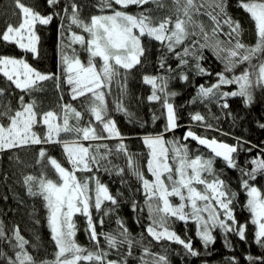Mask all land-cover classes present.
<instances>
[{"label":"snow or ice","instance_id":"6c2138e0","mask_svg":"<svg viewBox=\"0 0 264 264\" xmlns=\"http://www.w3.org/2000/svg\"><path fill=\"white\" fill-rule=\"evenodd\" d=\"M12 2L13 15L19 16V22L6 23L0 32V42L15 45L21 56L0 54V76L10 82L9 89L14 86L21 95L13 108L11 100L5 101L8 89L0 87V153L41 146L36 164L44 165L46 160L56 179L50 178L47 167L42 166L39 175H24L23 184L30 197L44 202L55 252L52 259L37 260L18 226L8 235L0 220V243H6L12 250L9 256L0 249L3 264H128L137 248L139 264H170L168 249L161 242L180 245L192 257L201 254L191 237L181 238L173 227L177 221L187 227L190 220L195 223V236L205 250L215 243L217 230L224 235L225 247H231L229 234L248 242L249 225L253 226L252 242L264 249V192L255 186L257 176H264V149L246 161L251 165L249 169L238 164L236 156L239 150L250 153L256 146L245 148L250 142L240 138L230 145L216 137L197 134L189 127L182 138L166 139L167 134L181 127L177 108L171 102L177 93L169 90V83L177 78L188 82L192 75L212 78L213 73L202 66L205 50L223 68L215 73V82L196 86L191 103H214L235 120L230 98H240L245 106H251L257 92L264 93V0H237V6L253 22L254 45L242 41V25L227 11L229 0H171V14L163 18L153 12L165 10V0H98L96 7L100 14L87 19L81 15L85 6L78 0H46L51 9L47 13L27 6L22 0ZM131 6L137 11L129 12ZM200 17L211 22L210 32ZM54 21H58L57 71L42 72L26 56L31 55L33 60L40 58L38 26L46 27ZM151 42L158 43L157 74H143L142 83L151 89L147 100L161 105L160 116L152 114L153 123L162 116L165 124L160 131L138 137L146 149V153L140 154L129 151L114 114L127 118L129 123L137 122L135 113L125 104L128 76L133 69L144 66ZM170 61H175V67ZM47 81L53 82L59 94L56 105L59 111L44 110L34 95L45 92ZM63 86L67 87L69 102H64ZM225 86L235 88L225 90ZM72 101H78L79 108ZM190 119L206 130L221 131L207 123L199 112L190 114ZM259 127L264 128V123ZM189 140L210 154L199 153V148L194 152L187 143ZM109 141L116 143L110 146ZM55 144L62 146L70 167L63 166L44 147ZM141 155L146 165L141 164ZM121 157L125 166L113 162L112 158ZM217 158L226 168L240 172L239 187L246 193L244 207L250 213L243 223L234 214L238 193L222 178L223 170L214 167ZM16 163H21L19 157ZM78 172L91 175L81 179ZM98 173L120 177L121 184L128 183L127 174L138 183L136 192L142 195L143 203L133 199L131 208L138 213L137 223L142 222L139 213L145 210L148 220L139 239L120 217L115 220V229L97 231V224L103 229L104 217L117 211L122 195L119 192L114 195ZM93 210L98 216L95 222ZM77 216L85 218L84 230L95 250L77 242L78 225L74 219ZM144 232L161 245L160 252L152 251L151 242L143 243ZM113 253L117 259L110 258ZM245 259L248 264H264V255L249 254ZM228 264L238 261L230 257Z\"/></svg>","mask_w":264,"mask_h":264},{"label":"trees","instance_id":"16d2710c","mask_svg":"<svg viewBox=\"0 0 264 264\" xmlns=\"http://www.w3.org/2000/svg\"><path fill=\"white\" fill-rule=\"evenodd\" d=\"M27 6H33L42 13L51 11L46 4V0H22ZM85 7L82 8L81 15L87 19L92 14H100L96 7L98 0H78ZM166 8L162 11L153 12L154 15L163 18L165 15H170V9L173 7L171 0H165ZM146 7H154L147 5ZM14 5L12 0H0V32H2L7 22L17 24L19 22V16L13 15ZM129 12H136L137 9L134 6L129 7ZM227 11L230 16L238 20L243 28L241 39L248 45H254L256 41L254 25L249 15L240 7L237 6V0H229ZM205 23L206 29L210 32L212 28L211 22L207 17H200ZM58 21H54L49 26H38V33L41 36L40 51L41 56L39 59L33 60L31 55H27L28 61L37 69L42 72H56L58 63ZM225 31L227 27L225 26ZM223 39V37H221ZM145 43H148L145 40ZM157 42H151L149 58L144 62V66H138L133 69L128 76V96L125 100V104L129 110L135 113L136 123H129L127 118L120 114H114L117 120V126L121 133L126 137L125 144L129 151L134 153L144 154L146 149L143 146L141 140L138 138L147 132H155L163 129L165 120L161 116L155 123L152 121L153 112L157 116H160L161 105L159 102H149L147 95L150 94V86L142 83L143 74H157ZM0 54H10L16 57L21 56L20 50L15 45L0 42ZM205 60L202 61V66L210 70L213 73V77H197L190 76L188 82H184L177 79H173L169 83V90L175 91L177 96L171 101L177 108L180 116L181 127L176 129L173 133L166 135V139H172L173 137L182 138L187 128L191 127L193 131L200 135H207L208 138L216 137L218 140L236 144L237 138L243 141L250 142L244 147H253L249 153L244 150H239L236 156L237 163L251 168L250 164H246L247 160L255 157L260 149H264V128L259 127V124L264 123V93L257 92L255 102L251 106H245L240 98H230V111L232 112L235 120L232 116H227L225 111L221 110L214 103L202 104L199 101L191 103L190 101L196 95V86L202 83L215 82V73L222 71L223 66L215 59L213 54L205 50ZM83 58V57H82ZM175 67V61H170ZM237 69V72L241 71ZM9 83L2 76H0V87L8 89L5 95V101L11 100L13 108L17 106V100L21 93L19 90H15L14 86L9 89ZM45 92L34 94L38 101L42 102L41 107L44 110L49 108L56 109V105L59 102V94L56 92L53 82H44ZM64 87V102H69L70 97L67 94V87ZM235 86H225V90L234 89ZM27 99V97H26ZM112 98H108L109 107ZM73 105L79 108L78 101H72ZM59 111V109H56ZM199 112L204 115L207 123H211L214 127H218L221 131L206 130L201 127L197 122H193L190 119V114ZM214 117H219L215 119ZM42 131V129H37ZM222 133H227L224 135ZM110 146L114 145L116 141H109ZM190 148L195 152L199 148V153L209 155V150L203 146H197L195 141L189 140ZM41 146H32L29 148H19L0 153V220L4 222L5 231L8 235H11L14 227L19 228L21 235L27 239L30 244L28 247L31 254H33L37 260H43L45 258L52 259V253L55 252V247L51 241L50 231L47 225V211L44 207V202L41 198L30 197L27 194L26 187L23 184V176L27 174L39 175V169L42 166L47 167V161L44 165H37V153ZM48 154L57 158L63 166L70 167L64 158L62 146L44 145ZM10 157L12 159H10ZM16 157H19L21 163H16ZM113 162L121 166L126 165V161L123 157L119 160L112 158ZM142 165H146V159L143 155L139 157ZM217 170H223L222 178H225L233 191L238 193L234 204V214L238 221L245 222L250 213L244 207L246 204V193L239 187L240 172L238 169H228L224 165V162L217 158L214 164ZM147 175L146 167L143 169ZM47 173L50 178L56 179L53 170L47 167ZM78 177L83 179L86 175L91 173L78 172ZM101 181L109 186L110 191L115 195L118 192L122 193L119 196V206L115 213L108 217H104L105 223L103 229L97 224V231H111L116 228L115 220L120 217L124 220L125 224L131 231V233L137 238H140V233L144 230V225L148 223L147 211L139 213L142 218L141 223H137V212H134L131 208V202L135 199L138 203H143V197L139 192H136V188L139 187L136 180L130 175L125 176L128 181L127 184L120 183V177L109 176L104 173H98ZM255 186L264 192V176H257ZM7 197V199H5ZM175 202H178V198H174ZM107 206V202H106ZM206 215V214H205ZM77 221L78 231L76 235L77 242L90 250H95V246L90 243L88 234L85 232V218L83 216L74 217ZM94 222L97 221L98 216L93 210ZM175 231L181 238L191 237L194 247L200 251V255L192 257L186 255L182 246L161 242L167 249V255L170 264H228L230 257H235L238 264H248L245 259L246 256L251 254L252 256L264 255V249L252 242V229L253 226L249 225V229L246 233L247 241H241L238 236L234 234L228 235V240L231 242V247H225L224 235L217 230L214 232L216 236L215 243L205 250L201 245L199 239L195 236V223L189 221L187 227L183 222L177 221L173 225ZM151 242L152 251L160 252L161 245L152 240L150 236L144 232V244ZM101 244H103V238H101ZM34 246V247H33ZM0 249H3L9 256L12 255V250L6 243H0ZM211 253V254H209ZM140 255V249L134 250V255L129 258L128 264H139L137 257ZM111 259H117L115 253L110 256ZM3 264V261H0ZM86 264V262H84Z\"/></svg>","mask_w":264,"mask_h":264},{"label":"rangeland","instance_id":"374dc122","mask_svg":"<svg viewBox=\"0 0 264 264\" xmlns=\"http://www.w3.org/2000/svg\"><path fill=\"white\" fill-rule=\"evenodd\" d=\"M229 144V143H228ZM230 145H232V144H230Z\"/></svg>","mask_w":264,"mask_h":264}]
</instances>
